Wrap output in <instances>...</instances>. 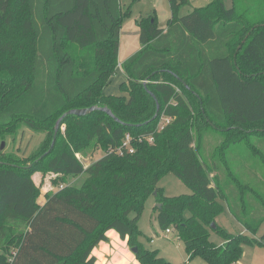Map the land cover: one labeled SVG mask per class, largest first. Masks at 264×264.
Segmentation results:
<instances>
[{"label": "trees", "instance_id": "16d2710c", "mask_svg": "<svg viewBox=\"0 0 264 264\" xmlns=\"http://www.w3.org/2000/svg\"><path fill=\"white\" fill-rule=\"evenodd\" d=\"M171 5L166 30L156 13L137 20L142 48L122 63L120 90L128 95H106L131 7L121 0H0V137L24 125L47 132L30 163L0 150V264H100L92 253L111 229L138 248L141 264H173L141 240L139 220L153 194L161 229H177L190 259L236 264L244 246L258 241L216 219L229 208L252 233L264 220V189L230 159L238 144L248 145L264 164L253 149L255 138L264 139V0L231 7L210 0L182 16L181 4ZM93 105L119 120L103 110L69 115L52 146L62 114ZM163 117L171 120L159 129ZM127 132L154 140L120 153ZM207 134L223 138L212 153ZM90 147L104 155L85 167L76 153ZM37 171L61 183L43 203ZM170 172L192 193L164 194L159 181ZM82 174L81 185L65 183ZM211 229L224 243L210 240Z\"/></svg>", "mask_w": 264, "mask_h": 264}, {"label": "rangeland", "instance_id": "374dc122", "mask_svg": "<svg viewBox=\"0 0 264 264\" xmlns=\"http://www.w3.org/2000/svg\"><path fill=\"white\" fill-rule=\"evenodd\" d=\"M121 2L124 8L131 7L132 13L123 19V27L120 35L121 48L119 51V63L115 73L107 83V85L109 84L113 89L107 88L106 93L120 90V85L118 83L121 81L122 77H124V69L121 63L130 54V50L134 48L135 42L139 41V33H135L136 30L138 31V26L136 25L137 20L142 16L157 13L159 15V25L164 27L166 26V15L170 11V0H121ZM227 4L228 7L231 6L229 2ZM188 12V8L185 7V9H182L181 14L185 15ZM106 93L104 88V94ZM106 95L128 94L120 91L119 94L112 93ZM163 121H165V119L162 118L159 125H162ZM65 128L66 126L64 125L62 129L65 130ZM46 135V131H36L24 125L15 132L0 137V150L5 153H12L16 157L21 158L24 162L30 163V161L28 162V159L35 155V153L41 148ZM222 140V136L217 134H207L205 139L206 151L212 153L215 146H218ZM3 142H5V147L2 149L1 145ZM253 143L255 146L253 149L259 150L264 154V139L255 138ZM237 147L238 151L234 153L232 158L230 157L231 161L233 160L232 164L234 165V168H238V172H240V170H245L246 176L250 180L248 181L255 189H264V164H262L261 157L255 153L250 154L247 151V149H249L248 145L238 144ZM76 154L84 166L87 167L97 159L101 158L104 155V151L101 148L93 149L90 147L85 148L83 151H78ZM33 176L41 192L39 196L40 202L45 200V193L56 191L60 188L59 186L61 183H53V179L56 177L55 174L37 171ZM85 178L86 174L70 176L65 183L68 185L79 186L83 183ZM159 186L167 196H179L192 193V190L172 172L161 178ZM254 203L255 202H253V204ZM157 205L158 201L156 195H150L139 220V226L143 232L141 237L143 244L151 249H159L160 255L170 260L173 264H208V262L200 256H195L190 259V254L186 249L185 242L177 229L172 228V232L170 233L161 229L158 220L159 212ZM228 209L217 217L216 222L220 226L226 227L230 232L236 234H249L259 241L251 245H245L243 248V256L236 264H264V220L257 231L252 233ZM261 215L262 213H259L252 219H260L262 218ZM210 240L217 244L224 243L222 237L212 229L210 230Z\"/></svg>", "mask_w": 264, "mask_h": 264}, {"label": "crops", "instance_id": "0c3cea01", "mask_svg": "<svg viewBox=\"0 0 264 264\" xmlns=\"http://www.w3.org/2000/svg\"><path fill=\"white\" fill-rule=\"evenodd\" d=\"M177 1L179 2V4H181L178 15L182 16L181 11H182V9H185V7H187L188 11L190 12L196 7H202V6L207 5L210 0H177ZM182 2H183V4H182ZM228 2L232 6L233 0H225L226 6L228 5L227 4ZM156 15H157V20H158V25H159V15L157 13H156ZM166 16H167L166 26L162 27L159 25V27L164 28L165 30L168 28L169 22L174 17V12L172 9L171 0H170V11H169V13H167ZM136 25L138 26V31L136 30L135 33L138 32L140 35V27H139L138 23H136ZM122 27H123V24H122ZM121 31H122V28H121ZM120 41H121V38H120ZM120 48H121V44L119 46V51H120ZM141 48H142V44L140 42V36H139V41L135 42L134 48L132 50H130L131 52L126 57V59H128L130 56L135 54ZM118 60H119V57H118ZM126 80H127V75L124 71V77H122L121 81L118 84L121 85V83L126 81ZM107 88L113 89L108 84L105 87V93H106ZM120 91L121 90H118L116 92H107L106 94H112V93L119 94ZM45 199H46V193H45ZM44 201H41V202L43 203ZM107 236H108V239L102 240L101 242H99V244L93 250L92 254H93V256H95L97 258L98 263H100V264H141V262L137 259L135 252H133L132 248L128 244V240L122 238L121 235L115 229L109 230L107 232Z\"/></svg>", "mask_w": 264, "mask_h": 264}, {"label": "water", "instance_id": "95a60500", "mask_svg": "<svg viewBox=\"0 0 264 264\" xmlns=\"http://www.w3.org/2000/svg\"><path fill=\"white\" fill-rule=\"evenodd\" d=\"M155 98L157 99L156 96H155ZM93 110H103V111L107 112L109 115H111V116H113L114 118L118 119V118L115 116V114L113 113V111H112L109 107H105V106L93 105V106H91V107H85V108H72V109H69V110H67L66 112H64V113L62 114V116L58 119V121H57V123H56V126H55V136H54V140H53V144H52V146H53L54 143H55V140H56V137H57L58 131H59L60 127H61V124H62V121H63L64 118H66V117L69 116V115H86V114L90 113V112L93 111ZM159 111H160V103H159V101H157V110H156V113H155L154 117L152 118V120L155 119V118L158 116ZM118 120H119V119H118ZM4 147H5V142H3L2 145H1V148H2V149H3ZM50 150H51V149H50ZM50 150H49V151H50ZM49 151H48V152H49ZM48 152H47V153H48ZM45 154H46V153H45ZM43 156H45V155H43ZM43 156H41V158H42ZM156 193H157V191H155V194H156ZM158 206L161 207V204L158 203ZM213 226H214V227L216 226L215 223H213ZM132 250H133V252L136 253V252L138 251V248L135 246V247L132 248Z\"/></svg>", "mask_w": 264, "mask_h": 264}, {"label": "built area", "instance_id": "2783aa9c", "mask_svg": "<svg viewBox=\"0 0 264 264\" xmlns=\"http://www.w3.org/2000/svg\"><path fill=\"white\" fill-rule=\"evenodd\" d=\"M165 121L162 122V125H159V129L162 128L166 123L170 122L171 118L169 117H163ZM154 140L153 136L148 135L145 136L143 134L140 135H134L131 132H127L124 137V141L122 144V147L118 150L120 153H123L124 151H130L134 152L135 151V146L137 143H143L144 141H148L152 143ZM62 187V185H61ZM167 233L172 232V229L169 228L166 230Z\"/></svg>", "mask_w": 264, "mask_h": 264}]
</instances>
